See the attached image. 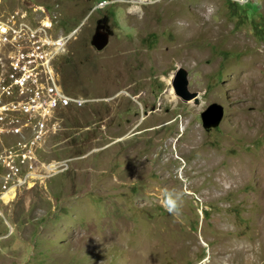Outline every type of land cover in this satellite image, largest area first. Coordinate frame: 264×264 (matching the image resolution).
I'll return each mask as SVG.
<instances>
[{
	"label": "rangeland",
	"instance_id": "rangeland-1",
	"mask_svg": "<svg viewBox=\"0 0 264 264\" xmlns=\"http://www.w3.org/2000/svg\"><path fill=\"white\" fill-rule=\"evenodd\" d=\"M0 22V264H264V0H0Z\"/></svg>",
	"mask_w": 264,
	"mask_h": 264
},
{
	"label": "water",
	"instance_id": "water-1",
	"mask_svg": "<svg viewBox=\"0 0 264 264\" xmlns=\"http://www.w3.org/2000/svg\"><path fill=\"white\" fill-rule=\"evenodd\" d=\"M106 38L103 32L96 31L92 38V44L95 48L100 49L106 43ZM187 82L188 79L185 69L181 66H177L171 78L173 92L183 101L192 99L194 102H197V92L190 91L187 87ZM199 114L201 123L204 127L216 125L222 118L223 106L221 103L213 101L202 109Z\"/></svg>",
	"mask_w": 264,
	"mask_h": 264
},
{
	"label": "clouds",
	"instance_id": "clouds-1",
	"mask_svg": "<svg viewBox=\"0 0 264 264\" xmlns=\"http://www.w3.org/2000/svg\"><path fill=\"white\" fill-rule=\"evenodd\" d=\"M212 6L209 5L207 12H211ZM182 195L180 190L174 188L164 187L161 189V196L159 198L160 206L170 214H175L179 217L182 205Z\"/></svg>",
	"mask_w": 264,
	"mask_h": 264
},
{
	"label": "bare ground",
	"instance_id": "bare-ground-1",
	"mask_svg": "<svg viewBox=\"0 0 264 264\" xmlns=\"http://www.w3.org/2000/svg\"><path fill=\"white\" fill-rule=\"evenodd\" d=\"M262 53H264L263 51H262ZM260 62H261V60H260ZM257 77V80H261L262 79V76L261 75H257L256 76ZM259 84V83H258ZM189 148V147H188ZM187 148V149H188ZM176 149V148H175ZM203 155V154H202ZM184 159V158H183ZM202 159V158H201ZM197 160V159H196ZM262 160H264V159H262ZM212 162V161H211ZM207 163V162H206ZM53 167V164H49V165H47V167L46 168H52ZM202 167V166H201ZM185 174V173H184ZM189 175V174H188ZM13 187L11 186V187H9L7 190H5L3 193H2V196H3V198H5V199H7V198H9V197H11L12 196V194H13Z\"/></svg>",
	"mask_w": 264,
	"mask_h": 264
},
{
	"label": "built area",
	"instance_id": "built-area-1",
	"mask_svg": "<svg viewBox=\"0 0 264 264\" xmlns=\"http://www.w3.org/2000/svg\"><path fill=\"white\" fill-rule=\"evenodd\" d=\"M6 30V25H3L1 22H0V32L2 31H5ZM52 88V86H51ZM60 96L57 98L58 100H63V102L67 103V102H70L71 100H74L73 97L71 96H67V95H62V94H59ZM54 101H56V97H53L52 98ZM14 106V104H12Z\"/></svg>",
	"mask_w": 264,
	"mask_h": 264
}]
</instances>
